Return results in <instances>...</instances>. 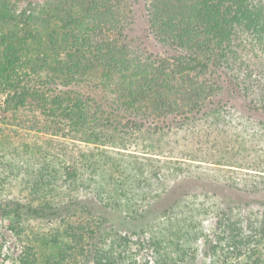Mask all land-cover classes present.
Segmentation results:
<instances>
[{"label":"rangeland","instance_id":"1","mask_svg":"<svg viewBox=\"0 0 264 264\" xmlns=\"http://www.w3.org/2000/svg\"><path fill=\"white\" fill-rule=\"evenodd\" d=\"M5 1L16 14L36 6L49 27L37 29L35 39L25 28L0 30V67L16 64L21 80L38 90L22 88L28 93L15 96L0 77V264H94L93 251L105 248L104 238L116 239L100 238L105 227L129 237L127 249L137 264H153V254L139 242L166 232L165 211L171 208L175 216L186 202L198 209L189 213L196 222L197 240L191 241L197 264L255 260L247 246L228 262L219 250L205 252L207 239L215 244L227 230V222L218 223L222 211L226 219L242 221L240 239L257 245L256 255L264 257V14L235 24L228 64L207 74L217 82L215 95L189 112L136 100L147 88L136 63L184 54L173 39L160 40L153 32L152 0H91L99 5L92 10L95 20L74 12L76 20L99 28L95 21L113 16L121 27L104 36L91 32L74 46L55 41L65 22L53 12L83 0ZM233 1L234 8L264 12V0ZM106 2L115 5L113 11H104ZM157 158L190 165L179 183L185 202L173 208L177 196L163 192L177 182L173 175L165 182L147 177L152 185L139 181V173L158 170ZM131 177L134 194L121 187ZM250 223L258 225L252 229Z\"/></svg>","mask_w":264,"mask_h":264},{"label":"trees","instance_id":"2","mask_svg":"<svg viewBox=\"0 0 264 264\" xmlns=\"http://www.w3.org/2000/svg\"><path fill=\"white\" fill-rule=\"evenodd\" d=\"M87 1L85 2V0H83L81 3L78 2L77 6L71 3L69 4V9H63L60 7V4L57 5L58 8L53 13H59V18L65 22V24H63V26L61 25L62 30L58 33V37L55 38L56 42H70L71 45L74 46L80 41L87 40L91 32L98 30V32L104 36L107 32L121 27L120 23H116L115 20L112 19L113 16L106 15L101 17L102 23L95 21L96 24H100L99 28H91L82 25L79 20L74 18V12L81 13V19L86 18L89 14V16L93 17L95 20L94 15H92V10L95 9L96 13L99 8V5H97L95 1ZM159 1L160 2H158V0H152L148 9L153 32L160 40L173 39L177 42V45L184 50V54L160 59L158 63L157 61H153L151 64L146 61L145 63H136V68L141 73L145 74L144 77L147 83V88L136 100L140 98H142V100L145 99L147 103L155 107L158 104L159 108L171 104V110L175 111H200L202 107L207 104V101L215 95L218 89L216 86L217 82L208 79L207 74L212 72V66L218 68L223 64H228L230 55L234 52L232 48L235 39V24L237 25L239 22L243 20L246 21L247 19L249 21L250 18L255 22L264 12L258 13L254 6L250 5L234 8L235 4L233 0H229V2L228 0ZM72 2H74V0H72ZM103 6L105 8L104 11H107V13H109L108 11H113V7H115L114 4L108 2L103 3ZM27 10H29V12ZM40 14L41 11L31 4L20 14H16L14 11L7 8V2L5 0H0V30L16 32L25 28L27 32H30L28 36L35 39L38 37L37 35L39 33L37 29L42 30L49 27L48 24L40 18ZM40 24L41 26H39ZM15 27L17 29H15ZM78 29L79 31L77 34H72L71 36V33H74ZM6 36L9 35L6 34ZM9 50L10 49L7 47V56H11ZM6 51H4V53ZM126 61L125 59L122 60L123 66ZM263 64L264 63L261 62L260 65L263 66ZM32 70L36 73L35 69ZM0 75L4 83L6 82L9 87L15 88V96L28 92L30 94H32V92L37 94L38 90L32 89L29 84L21 80L16 64L10 63L5 68L0 67ZM201 77H203V80H200ZM19 88L21 89L20 91H18ZM22 88L28 90V92L22 90ZM181 101L182 104H180ZM136 102L137 101L132 103V105H135ZM66 109L67 107L65 110ZM73 109L74 106L71 107L74 114ZM67 115L71 114L67 113ZM82 117L83 116H81V118ZM154 162L158 164L155 166L156 169L158 167V170L139 173V176L144 179H139V181L152 185L153 182L147 181V177L149 179L156 178L158 181L161 180L165 182L168 180L167 177L169 174L173 175L177 182L163 190L164 193H171L177 196L169 206L173 208V205H175L177 201H179V203L185 202L181 198L185 196L186 192L182 190L179 183H185V178L181 176V173L183 171H189L190 165H184L185 163H183L184 167L180 165V162H170L169 159L163 161L160 158L155 159ZM260 171L264 172L262 169ZM71 175L75 174L72 173ZM261 175L264 177V174ZM131 178L132 179L128 182L130 186H128V183L125 182L124 184L123 182L121 187H123L124 190L127 189L130 191V194H134L135 191H133L132 187H134L135 179L134 177ZM174 186H179V189L176 190V188H173ZM171 188L173 189L170 190ZM162 189L163 188L160 190L162 191ZM157 191L159 190L157 189ZM104 192L110 200L112 196L109 195L107 191ZM126 194H128V192H126ZM187 203L188 202L182 203L183 205L181 206L185 207L183 208L185 210L182 209L179 213L175 214V216L172 212L170 213L171 208L169 211H165V216L167 218L166 232L163 230L160 232H152L149 238L139 239L141 240L139 242L140 247L147 249L153 254L155 259L153 264H197L198 249L193 247L191 241V238L197 240V236H194L192 233L196 228V222L195 216H190L189 213H193L198 209L196 206ZM56 209L58 208H53V210ZM29 210L36 213L43 209L29 207ZM220 217L221 220L219 219L220 221L218 223L227 222L226 227L229 232L226 233L227 230L221 232L215 244L207 239V243L204 245H207V251L205 250V252L211 251L217 255L219 250L221 254H223L225 262H228L227 260L230 259V256L238 257L242 247L247 246L249 248V256L255 258L254 261L249 263L264 264V257L256 255L259 247H257V245L249 247L247 241L240 239L242 234L240 227L243 224L242 221L235 218H231V220L226 219V213L223 211ZM257 225L258 223L248 224L249 228L252 229ZM261 228L264 229V224L261 225ZM114 231L113 227L104 228V232L100 235V238L114 235L116 239L113 242L107 243L104 238L103 245L105 248L101 251L98 249L93 251L94 264H126L125 262H128L127 264H137L136 260L130 257L129 250L127 249L129 237L117 232L114 233ZM64 261L65 259L62 260V262ZM19 262L25 264L24 260ZM45 264L57 263L46 262ZM144 264H152V262L149 263L148 261ZM207 264L223 263L211 260ZM233 264L246 263L237 260Z\"/></svg>","mask_w":264,"mask_h":264}]
</instances>
